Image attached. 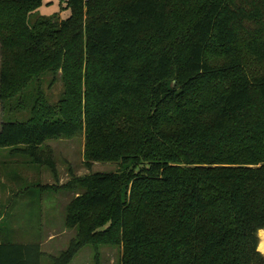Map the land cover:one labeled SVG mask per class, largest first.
<instances>
[{"label": "trees", "instance_id": "16d2710c", "mask_svg": "<svg viewBox=\"0 0 264 264\" xmlns=\"http://www.w3.org/2000/svg\"><path fill=\"white\" fill-rule=\"evenodd\" d=\"M44 3L0 0V103L30 111L3 124L0 149L53 168L47 144L84 136L89 167H122L74 178L68 223L86 233L53 264L93 232L121 264H264V74L250 70L264 67V0H68L67 20L31 24ZM46 75L61 76L57 103ZM6 223L0 264H43Z\"/></svg>", "mask_w": 264, "mask_h": 264}, {"label": "rangeland", "instance_id": "374dc122", "mask_svg": "<svg viewBox=\"0 0 264 264\" xmlns=\"http://www.w3.org/2000/svg\"><path fill=\"white\" fill-rule=\"evenodd\" d=\"M67 2L45 0L43 7L32 16L31 24L42 19L56 23L67 20L71 16V11L66 8ZM218 58V55H211L212 61ZM1 65L0 45V74ZM250 70L254 74H264L263 65L252 61ZM60 77L54 79L52 75H46L42 79L41 90L53 104L60 101L64 91ZM34 90L32 86L27 96ZM6 108L0 103V132L5 122L25 121L30 117L27 108L15 113H9ZM85 141V137L80 136L49 142L47 145L53 156V168L34 164L30 158L20 153L13 154L10 149H0V218L3 217L7 226L15 229L16 241L42 245L45 254L43 264H53L54 258L68 250L73 241H80L83 233H86L83 226L73 227L68 223V208L82 191V188L75 187L74 178L117 173L122 168L116 163H97L89 167L84 157ZM102 215L96 210L89 219L98 223ZM90 241L93 242L86 244L71 264H121L122 248L112 239L93 232Z\"/></svg>", "mask_w": 264, "mask_h": 264}, {"label": "bare ground", "instance_id": "6f19581e", "mask_svg": "<svg viewBox=\"0 0 264 264\" xmlns=\"http://www.w3.org/2000/svg\"><path fill=\"white\" fill-rule=\"evenodd\" d=\"M259 251L264 254V231H262L260 235Z\"/></svg>", "mask_w": 264, "mask_h": 264}, {"label": "crops", "instance_id": "0c3cea01", "mask_svg": "<svg viewBox=\"0 0 264 264\" xmlns=\"http://www.w3.org/2000/svg\"><path fill=\"white\" fill-rule=\"evenodd\" d=\"M31 218V217H30ZM0 223L1 224H5L6 222H5V219L3 218V217H1L0 218ZM15 230V229H14ZM16 237H17V235H16V232H14V236H13V242H18V241H16ZM19 243H28V242H19Z\"/></svg>", "mask_w": 264, "mask_h": 264}, {"label": "water", "instance_id": "95a60500", "mask_svg": "<svg viewBox=\"0 0 264 264\" xmlns=\"http://www.w3.org/2000/svg\"><path fill=\"white\" fill-rule=\"evenodd\" d=\"M262 231H264V230H261V231L259 232V239H260V235H261V232H262Z\"/></svg>", "mask_w": 264, "mask_h": 264}]
</instances>
